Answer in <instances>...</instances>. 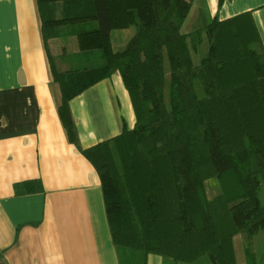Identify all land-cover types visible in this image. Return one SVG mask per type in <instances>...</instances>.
I'll return each mask as SVG.
<instances>
[{"label":"trees","instance_id":"1","mask_svg":"<svg viewBox=\"0 0 264 264\" xmlns=\"http://www.w3.org/2000/svg\"><path fill=\"white\" fill-rule=\"evenodd\" d=\"M37 1L70 142L75 97L119 72L132 100L135 127L81 151L100 175L114 243L175 263L207 255L236 264L233 238L242 234L248 264H264L254 248L264 231V48L252 13L186 35L194 0ZM133 26L115 51L112 31ZM73 35L82 54L101 52L100 64L58 69L49 42ZM204 37L208 55L196 65ZM212 179L221 193L210 199Z\"/></svg>","mask_w":264,"mask_h":264},{"label":"crops","instance_id":"2","mask_svg":"<svg viewBox=\"0 0 264 264\" xmlns=\"http://www.w3.org/2000/svg\"><path fill=\"white\" fill-rule=\"evenodd\" d=\"M61 10L58 5V18ZM248 12L264 48V0H227L221 6L220 0H194L182 32L189 35L216 19ZM135 33L124 34L120 49ZM70 38L77 42L74 35ZM69 42L68 37L49 42L58 69L93 66L87 57L92 55L79 48L75 59L66 61L62 53L68 52ZM204 42L206 37L201 45ZM61 103L38 1L0 0V264H214L207 255L191 263L170 262L113 241L100 175L81 151L119 136L125 125L135 127L121 74L114 73L70 101L76 144L60 120ZM218 192L216 187L212 197ZM254 244L263 252L257 253L258 260L264 261V231ZM233 248L236 264H248L242 234L234 236Z\"/></svg>","mask_w":264,"mask_h":264},{"label":"rangeland","instance_id":"3","mask_svg":"<svg viewBox=\"0 0 264 264\" xmlns=\"http://www.w3.org/2000/svg\"><path fill=\"white\" fill-rule=\"evenodd\" d=\"M135 30H137V26H133L132 28H130V30H126V31L125 30H114V31H112L111 39H112V41L114 43V48L116 50H122V49H120V46H121V44L124 41V34H126V35L130 34V33H132V31H135ZM68 38H69V41H70L69 42L70 47H68V52L67 53H62V56H66V58H65L66 61H70L72 59H75V56H74L75 55V51L78 50V45H77L76 39H72L70 37H68ZM60 41L62 42L63 40H60ZM208 50H209V43L208 42H204L200 46V48L198 50V53L193 57L196 65L201 63L200 60H203L204 58L207 57ZM89 55H92V56H87V57H89L90 62H92V64L93 63H97L98 64V62H100V58H99L100 55H101L100 51H97L96 54H89ZM78 63H80V62H78ZM167 76H168V86H167L168 90H167V92H169V69H168V66H167ZM196 89H197V92H198V96L200 98H203L204 97V93H203V90H202L201 85L199 83H196ZM206 187H207V190L210 192L209 193L210 197L213 196L216 187H219V189L221 191V186H220V183H219L218 179L209 180L206 183ZM218 193L220 194L221 192H218ZM260 195H261V204H262V207H264V183L263 182H262ZM214 197H212V198H214ZM254 246H255V244H254ZM254 248H255V252L258 253L260 256H262L263 252L259 251L256 247H254Z\"/></svg>","mask_w":264,"mask_h":264}]
</instances>
